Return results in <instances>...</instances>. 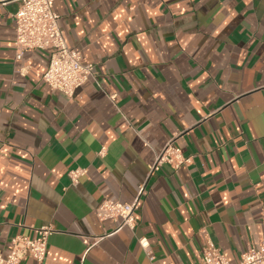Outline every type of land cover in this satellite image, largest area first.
<instances>
[{
    "label": "crops",
    "instance_id": "1",
    "mask_svg": "<svg viewBox=\"0 0 264 264\" xmlns=\"http://www.w3.org/2000/svg\"><path fill=\"white\" fill-rule=\"evenodd\" d=\"M19 7L0 2V253L46 225L41 264H202L205 234L230 264L258 248L264 0H54L67 45L95 67L72 99L43 80L50 51L16 58ZM174 138L191 163L149 177ZM141 185L134 231L98 219Z\"/></svg>",
    "mask_w": 264,
    "mask_h": 264
},
{
    "label": "built area",
    "instance_id": "2",
    "mask_svg": "<svg viewBox=\"0 0 264 264\" xmlns=\"http://www.w3.org/2000/svg\"><path fill=\"white\" fill-rule=\"evenodd\" d=\"M4 1V0H0ZM20 7L15 15L16 23V58L22 59L26 52L34 50L50 51V63L43 76L44 82L54 93H60L72 99L78 89L90 79L95 78L93 64H84L79 51L71 49L61 32L59 15L54 10V0H19ZM191 163L183 151L175 144V138L161 150L154 153V160L149 165L148 176L152 177L160 172L164 165L179 170ZM87 173L86 169L77 168L70 172L72 184H78L81 177ZM145 192V185L139 187L136 200L133 203L105 200L97 210L100 221L112 220L118 222L117 231L136 228L135 213L139 209V202ZM264 230V213L262 218ZM35 238L16 236L12 239L10 253H0V264H21L28 259L43 263L47 251L48 240L56 231L52 225L42 226L36 230ZM98 241V239L96 240ZM139 243L144 250L149 248L146 238ZM153 261L154 258H151ZM202 264H230L220 249L204 235ZM239 264H264V237L258 248H250Z\"/></svg>",
    "mask_w": 264,
    "mask_h": 264
}]
</instances>
